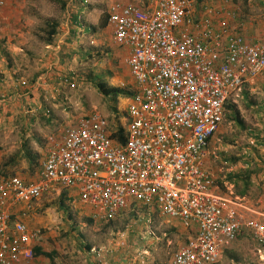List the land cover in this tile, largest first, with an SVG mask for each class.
Segmentation results:
<instances>
[{
	"label": "built area",
	"instance_id": "1",
	"mask_svg": "<svg viewBox=\"0 0 264 264\" xmlns=\"http://www.w3.org/2000/svg\"><path fill=\"white\" fill-rule=\"evenodd\" d=\"M238 13L231 0L204 3L199 16L193 0L109 4L107 26L113 43L127 49L134 88L124 141L91 111L47 137L35 178L0 174V264L34 258L38 233L14 209L58 188L89 206L94 221L142 205L180 222L187 237L170 264H218L245 233L259 252L251 264H264V202L247 205L226 181L223 191L206 165L225 102L264 71V37L247 40ZM133 224L116 233V248L127 246Z\"/></svg>",
	"mask_w": 264,
	"mask_h": 264
},
{
	"label": "rangeland",
	"instance_id": "2",
	"mask_svg": "<svg viewBox=\"0 0 264 264\" xmlns=\"http://www.w3.org/2000/svg\"><path fill=\"white\" fill-rule=\"evenodd\" d=\"M63 1L66 3L64 8L61 6ZM86 1L92 7L83 10L81 19L88 25H99L113 0ZM120 1L144 7L149 0ZM232 1L238 8V18L244 21L246 39L262 38L264 3L261 0ZM79 5V0H5L0 8V82L3 84H0V115L4 116V119L0 118L3 120L0 124V170L3 172L15 173L27 180L35 178L46 154L47 137L58 135L60 132L57 131L64 124V127L74 125L91 111H98L107 119L111 132L126 125L127 103L124 100L128 97L119 96L116 100L104 97L85 81V77L90 72L111 71L113 76L106 78L108 84L132 86L125 61L127 52L113 43L108 26H98L96 31L88 32L81 26L74 30L70 17ZM44 20L59 23L51 44L43 41ZM46 73L61 76L49 83L48 89L44 87L36 92V100L46 107L34 109L31 106L35 104L28 103L27 99L31 100L33 96L27 88L19 90V96L15 86L18 83L28 85L31 91L35 82L31 81L32 77ZM231 101L240 111L244 128L224 114L218 131L211 138L206 165L221 187V181L229 183L225 180L228 171L242 169L245 161H250L257 172L253 173L252 185L244 198L247 205H256L258 200L264 202V147L257 142V137L264 139V71L245 83ZM12 104L20 105L21 115L17 113L7 118L12 115L9 108L15 109ZM111 106L116 109L112 110ZM28 151L32 155L31 162L23 159ZM226 182V185L230 184ZM258 206L264 208L262 203ZM15 209L16 215L38 233L37 244L54 254L55 264H89L90 256L96 257L97 261L96 255L104 257L98 264H114L115 258L121 259L120 264H170L172 252L187 237L177 220L142 205L126 208L109 226L107 222H90V207L80 203L73 192L64 188L22 203ZM133 222L135 233L128 235L127 246L116 248V233ZM88 244L89 249L85 247ZM258 256L257 245L245 233L224 251L218 264H251L258 261ZM26 264L50 262L47 257L38 256Z\"/></svg>",
	"mask_w": 264,
	"mask_h": 264
},
{
	"label": "trees",
	"instance_id": "3",
	"mask_svg": "<svg viewBox=\"0 0 264 264\" xmlns=\"http://www.w3.org/2000/svg\"><path fill=\"white\" fill-rule=\"evenodd\" d=\"M81 2V5H79L74 13L71 14L70 21L73 25L74 30H76L77 27H82L85 32L88 31H96V29L99 27L105 28L107 26V14H104L100 18V23L99 25L95 24H90L88 25L86 22H84L81 19V13L85 9H89L92 6L90 3H88L86 0H79ZM77 3V2H76ZM66 5L65 1L62 3V7ZM45 26L43 27V31L45 35L43 36V41L46 44H51L54 41V37L58 33V27L59 23L56 20L53 21H48L44 20ZM72 28V29H73ZM71 33L74 34V32L71 30ZM113 73L111 71H105L102 70L100 72H90L87 77H85V81L89 82L94 86V88L101 93L104 97L110 98L112 100H116L119 96H126V97H131L134 94V88L132 86H125V87H120L116 85H110L107 83L106 78L107 77H112ZM245 95L247 96L248 93L244 90ZM253 101H250L252 103ZM112 110H115V106H111ZM224 114L227 115V118L230 121H235L239 126L244 128V121L240 117V111L236 107L235 103H233L231 100H228L224 104ZM112 138H115L121 142L124 141V136H123V129L122 127L116 128L112 131L111 134ZM257 142L259 146L264 147V139L262 137H257ZM27 153V152H26ZM28 159L29 162H31V157L29 151H28ZM227 160V159H225ZM236 158H233V161H235ZM245 166L242 169H238L235 171H228L225 175V180H227L230 184L233 185V190L236 195L239 196H246L248 195V191L252 185V175L253 173L257 172L256 169H253L250 165V161H245ZM6 172L4 171L3 174ZM6 175V174H5ZM219 184V183H218ZM223 181L220 182V189L224 191L225 187L222 185ZM89 221H93L91 218ZM107 225L109 226L112 224L113 219L106 221ZM86 248H90V244L85 245ZM33 253L34 256L38 255H44L47 256L51 261L53 260V253L51 251H43L39 246H35L33 248Z\"/></svg>",
	"mask_w": 264,
	"mask_h": 264
},
{
	"label": "crops",
	"instance_id": "4",
	"mask_svg": "<svg viewBox=\"0 0 264 264\" xmlns=\"http://www.w3.org/2000/svg\"><path fill=\"white\" fill-rule=\"evenodd\" d=\"M194 1V14H197V16H199L200 14H201V8L203 7V4L204 3H207V2H211V3H213V4H223V1H226V0H193ZM232 1V0H231ZM245 1H247V3H249L250 2V0L248 1V0H245ZM253 1H255V0H253ZM233 2V4H234V1H232ZM260 2H263L264 3V1L263 0H261ZM235 5V4H234ZM239 14V13H238ZM262 37H264V35L262 36ZM126 50V52H127V49H125ZM56 74V76H54V75H51V74H48V73H46L45 75H38V74H36V75H34V77H32V79H31V81L32 82H34L33 84H32V88L33 89H31V91H30V89H29V86L27 85V86H25L24 84L23 85H21L20 86V83H18L16 86H15V90H16V95H19L20 96V93H19V90H24V89H26L27 88V92H30L31 93V100L30 99H27V100H29L28 101V103L31 101V102H33L35 105H32L31 107H33L34 109H36V108H45L46 106H44L43 104H40V103H38V101L36 100V92H39V90L40 89H42V88H44L45 87V89H48L49 88V86H50V84H52L53 83V81L55 80V79H57V78H59L60 79V76H61V74H58V73H55ZM1 76V75H0ZM1 81V80H0ZM50 83V84H49ZM0 84L1 85H3L1 82H0ZM133 84V83H132ZM6 86V85H5ZM20 86V87H19ZM7 87V86H6ZM51 89H53L52 87H51ZM23 94H24V92H23ZM23 94H21V95H23ZM24 96V95H23ZM38 99V98H37ZM129 99H130V97H128V98H126L125 100H124V103H128L129 102ZM121 100V99H120ZM120 102V101H119ZM11 106H14L15 107V109L14 110H12L11 108H9V110L11 111V113H12V115H9L7 118H12L13 117V114H17V113H19L20 115H21V110H19V108H20V105H17V104H12ZM126 107H127V105H126ZM18 108V109H17ZM7 109L6 108H2V111H4V112H7L6 111ZM46 110V112H48V110L47 109H45ZM44 110V111H45ZM44 111H43V113H44ZM0 118H3L4 119V116H1L0 115ZM2 121L3 120H0V124L2 123ZM10 121V119H8V122ZM66 124H64L63 125V127L65 126ZM63 127H61V129L60 130H58L57 131V133H59L62 129H63ZM33 144H35L36 145V142H32ZM28 153V152H27ZM26 152H25V157L23 158L26 162L29 160L28 159V154H27ZM0 174H3V170L1 169L0 170ZM6 175H18V174H15V173H12V174H8V173H5ZM4 174V175H5ZM28 180H31V179H28ZM22 203H20V204H18V205H21ZM17 205V206H18ZM16 206V207H17ZM15 207V208H16ZM14 210H16V209H14ZM16 212V211H15ZM17 213V212H16ZM25 222V221H24ZM180 223V222H179ZM27 224V223H26ZM234 244V243H233ZM33 246L35 247V246H39L38 244H37V240L35 239L34 240V243H33ZM233 246V245H232ZM40 247V246H39ZM41 248V247H40ZM42 249V248H41ZM43 250V249H42ZM44 251V250H43ZM38 256H43V257H47V256H44V255H38ZM38 256H36V258H38ZM97 256V261H96V257H93V256H90V259H88V263L89 264H93V262L95 263H97L98 264V262L99 261H101V258L103 259L104 257L102 256V255H96ZM35 257V256H34ZM47 259L49 260V262H50V264H55V262H53V260L51 261V259H49L48 257H47ZM54 259V258H53ZM118 260V263L116 262L117 260ZM121 260V259H120ZM118 258H115V260H114V264H120L121 263V261H120ZM23 264H26V263H23Z\"/></svg>",
	"mask_w": 264,
	"mask_h": 264
}]
</instances>
